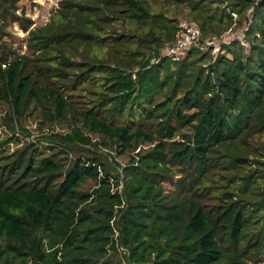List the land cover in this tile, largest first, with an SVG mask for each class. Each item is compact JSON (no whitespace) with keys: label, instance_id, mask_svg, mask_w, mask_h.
<instances>
[{"label":"trees","instance_id":"1","mask_svg":"<svg viewBox=\"0 0 264 264\" xmlns=\"http://www.w3.org/2000/svg\"><path fill=\"white\" fill-rule=\"evenodd\" d=\"M19 1L0 0V16ZM252 7L249 47L223 44L214 57L199 43L181 60L163 56L181 20L198 26L203 42L232 26V13L249 20ZM128 18L140 20L136 32L116 28ZM29 27L32 54L0 59V100L6 116H17L7 125L15 131L31 107L51 122H70L71 131L56 136L76 155H43L32 143L0 152V264H122L121 247L125 264L257 261L264 253V222L254 227L264 220V0L148 7L61 0L47 23ZM77 91H93L100 103L76 106ZM99 105L111 116L96 112ZM91 134L119 155L153 146L113 168L103 160L108 153L80 148ZM174 166L181 190L168 192Z\"/></svg>","mask_w":264,"mask_h":264},{"label":"rangeland","instance_id":"2","mask_svg":"<svg viewBox=\"0 0 264 264\" xmlns=\"http://www.w3.org/2000/svg\"><path fill=\"white\" fill-rule=\"evenodd\" d=\"M61 0H21L17 3L16 10L12 14L7 16H0V59H11L12 56L17 54H32L28 48L27 39L29 36V30H26V26H30L29 29L40 26L47 23L55 9L59 6ZM157 3L162 6L165 3L174 2V0H142L144 6H149L150 2ZM175 8V7H174ZM233 24L226 31L232 28L230 36L246 26L248 20H240L237 13H232ZM183 21H185L183 19ZM182 22V20H181ZM140 20L137 18H128L125 25L115 24L116 28L122 26L124 32H136ZM4 25V26H2ZM180 34V33H179ZM168 43L163 45L161 51L164 53L168 49ZM91 90H97L94 85H89ZM74 95L75 105L79 104L83 107L89 108L92 104H99L100 100L93 91H89V94H83L80 91L75 92ZM9 111V105L0 100V152L3 157L12 154L17 149L21 148L25 143H32L38 152L43 155H50L55 152V155H59L65 158L66 161L71 160L76 151H72L67 148V145L59 144L57 141L56 133L70 132L72 126L70 122H51L45 118L44 113L39 109L31 107L26 111L25 115L20 121L17 119L15 131L11 130L7 125L6 118H17L15 115L6 116ZM96 112L103 116H111V111L98 106ZM115 120L119 123H126V120L120 116L115 115ZM93 139L92 143L86 146H80V148H86V154L94 152L95 148L101 149L103 152L108 153L107 158H103L104 161H109V166L114 168V162H119L121 165H126L130 161V157L137 152L145 151L152 147L153 144L141 143L135 149H131L126 154L119 155L115 149H106L100 145V137L95 134H91ZM60 145V146H59ZM59 146V147H57ZM91 150L90 152L88 151ZM80 150V149H79ZM63 152L64 154H60ZM183 175L180 172L179 167L174 166L173 172L167 177L164 186L168 192H178L181 190V184ZM92 184V183H90ZM259 213L257 216H260ZM264 220L260 223H256L254 227L259 228ZM256 253L252 251L249 256H253ZM118 261L125 264V256L121 251L116 256ZM258 260L247 259L249 264H264V253L260 255Z\"/></svg>","mask_w":264,"mask_h":264},{"label":"built area","instance_id":"3","mask_svg":"<svg viewBox=\"0 0 264 264\" xmlns=\"http://www.w3.org/2000/svg\"><path fill=\"white\" fill-rule=\"evenodd\" d=\"M253 11L254 7L249 9V20L243 30L237 31L230 36L232 32V28H230L227 32H223L219 36L206 39L203 42L201 41V29L188 21H182L180 34H178L174 43L168 46V49L163 53V56L171 57L174 60H181L188 54L194 44L199 43L201 44L202 50L211 51L214 57L218 56L223 44H230L236 41L242 46L249 47L250 41L248 39V30L253 22L251 17V13ZM120 249L125 252L127 251L124 247H121Z\"/></svg>","mask_w":264,"mask_h":264},{"label":"clouds","instance_id":"4","mask_svg":"<svg viewBox=\"0 0 264 264\" xmlns=\"http://www.w3.org/2000/svg\"><path fill=\"white\" fill-rule=\"evenodd\" d=\"M122 251V249H120Z\"/></svg>","mask_w":264,"mask_h":264}]
</instances>
